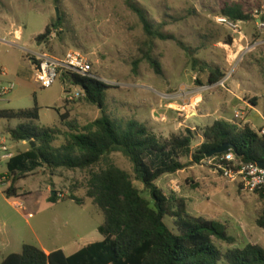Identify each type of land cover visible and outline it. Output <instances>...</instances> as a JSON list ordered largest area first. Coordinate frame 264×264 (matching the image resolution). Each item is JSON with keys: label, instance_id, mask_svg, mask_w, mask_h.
<instances>
[{"label": "rangeland", "instance_id": "1", "mask_svg": "<svg viewBox=\"0 0 264 264\" xmlns=\"http://www.w3.org/2000/svg\"><path fill=\"white\" fill-rule=\"evenodd\" d=\"M136 1L152 22L164 24L163 32L178 40L154 41L153 55L162 66V76L143 59L149 39L125 0H0V90L10 89L0 100V110L37 105L38 125L65 133L71 122L85 126L100 118L103 109L87 103L85 93L68 100L66 89L74 97L81 88L65 85L62 76L48 89L35 79L37 54L62 58L78 51L91 63L93 75L112 87L107 92L108 114L118 121H138L160 140L197 130L196 149L204 142L203 130L218 120L248 125L256 132L264 129V25L258 21L264 15V0ZM227 7H239L251 16L240 22L238 33L224 21L222 11ZM47 28L52 34L39 42L38 36ZM206 65L225 76L233 73L232 78L225 87L211 85ZM1 70L7 75L2 76ZM237 113L242 119L235 118ZM18 124L0 120V137L7 140L14 155L31 148L27 141L12 140L10 130ZM65 141L61 136L54 146ZM110 159L151 200L136 180L130 160L121 153H113ZM12 180L7 162L1 163L0 264L10 254H20L25 244L72 255L104 240L98 230L104 215L88 197L90 171H53L45 166L19 180L16 195L8 198L4 192ZM156 184L167 195L184 199L188 214L227 226L236 244L216 241L223 252L251 243L264 247V229L256 223L264 200L239 181L224 177L214 161L166 175ZM52 196L59 198L58 203L50 202ZM166 222L174 228L172 219Z\"/></svg>", "mask_w": 264, "mask_h": 264}, {"label": "trees", "instance_id": "2", "mask_svg": "<svg viewBox=\"0 0 264 264\" xmlns=\"http://www.w3.org/2000/svg\"><path fill=\"white\" fill-rule=\"evenodd\" d=\"M125 4L138 16L149 39L143 59L162 76V66L153 55L154 41H178L177 38L163 32L164 24L152 22L136 0H125ZM222 15L235 23L251 20L239 7H227ZM260 20L264 24V15ZM51 34V29L47 28L37 40L41 42ZM179 44L189 52L181 42ZM138 66L139 62L135 63V67ZM206 69L210 70L211 85L225 76L210 65H206ZM62 78L65 85L83 89L86 102L103 109L102 116L85 126L71 122L67 125L69 132L65 133L57 127L38 125L40 108L37 105L27 110H0V120L19 122L17 128L10 130L12 140L28 141L31 146L29 151L8 161L7 171L13 180L4 193L8 198L15 196L17 182L45 166L53 171H90L88 197L104 215V222L98 228L104 240L91 243L72 255L63 250L46 253L37 246L25 244L20 254H10L2 264H264V247L258 244L223 252L216 241L236 244L227 226L188 214L184 199L167 195L156 184L166 175L205 161L219 162L229 153L235 155L238 163H264V136L260 132L248 125L218 120L203 130L204 142L196 149L193 145L199 135L197 130L187 129L184 134L160 140L146 125L135 120L118 121L108 114L107 92L112 87L107 83L71 73H64ZM61 118L67 119L66 115ZM61 136L65 137V143L54 146ZM225 144L236 150L208 158L209 153ZM113 153H121L130 160L136 180L148 190L151 200L143 196L127 171L111 161ZM184 159L187 162H183ZM101 165L104 167L96 170ZM256 193L264 200L263 192ZM58 201L57 196L50 198L51 203ZM168 218L173 220L174 228L167 224ZM256 223L264 229V209Z\"/></svg>", "mask_w": 264, "mask_h": 264}, {"label": "built area", "instance_id": "3", "mask_svg": "<svg viewBox=\"0 0 264 264\" xmlns=\"http://www.w3.org/2000/svg\"><path fill=\"white\" fill-rule=\"evenodd\" d=\"M224 21L235 33L239 32L240 22L235 23L227 18L224 19ZM33 65L36 82L44 89L51 88L64 73H71L80 77H90L99 80L93 75L92 65L89 60L78 51H69L62 58L41 52L33 59ZM1 74L2 76L7 75L4 70H1ZM232 75L233 73L227 74L219 83L215 84V86L225 87V84L229 82ZM9 92L10 89L0 90V100ZM84 93V90L81 89V93H77L73 97L70 92H67L68 100H73L74 98L79 99L83 97ZM235 118L242 119V114L237 113ZM260 134L264 136V129L260 131ZM14 156L11 148L7 145V140L0 137V164L3 162L8 163ZM224 162L226 164H223ZM215 167L224 177L234 182L239 181L245 189L252 192L264 193V169L259 167V163H238L235 155L229 153L222 157L219 162L216 161ZM30 217H33V215L30 214Z\"/></svg>", "mask_w": 264, "mask_h": 264}, {"label": "water", "instance_id": "4", "mask_svg": "<svg viewBox=\"0 0 264 264\" xmlns=\"http://www.w3.org/2000/svg\"><path fill=\"white\" fill-rule=\"evenodd\" d=\"M259 22H261V20H258ZM28 142V141H27ZM236 150V148L230 144H225L221 147H219L218 149L212 151L211 153L208 154V158H211L215 155H219V154H223V153H227L229 151H234ZM259 167L261 169H264V163H259ZM55 194V193H54Z\"/></svg>", "mask_w": 264, "mask_h": 264}, {"label": "crops", "instance_id": "5", "mask_svg": "<svg viewBox=\"0 0 264 264\" xmlns=\"http://www.w3.org/2000/svg\"><path fill=\"white\" fill-rule=\"evenodd\" d=\"M40 249H42V250H44L46 253H50V252H52V251H55V250H51V249H49V248H46L44 245L43 246H40L39 247ZM64 251V250H63ZM65 252V251H64Z\"/></svg>", "mask_w": 264, "mask_h": 264}]
</instances>
